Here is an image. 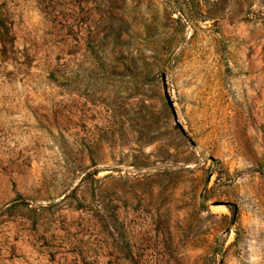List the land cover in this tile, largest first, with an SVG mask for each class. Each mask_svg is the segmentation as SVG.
<instances>
[{"label":"rangeland","instance_id":"rangeland-1","mask_svg":"<svg viewBox=\"0 0 264 264\" xmlns=\"http://www.w3.org/2000/svg\"><path fill=\"white\" fill-rule=\"evenodd\" d=\"M0 264H264V0H0Z\"/></svg>","mask_w":264,"mask_h":264}]
</instances>
